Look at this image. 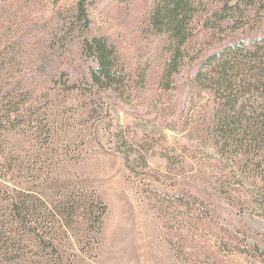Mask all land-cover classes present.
<instances>
[{
  "label": "rangeland",
  "instance_id": "rangeland-1",
  "mask_svg": "<svg viewBox=\"0 0 264 264\" xmlns=\"http://www.w3.org/2000/svg\"><path fill=\"white\" fill-rule=\"evenodd\" d=\"M78 2L0 0V88L5 91L20 80V94L31 107L26 112L23 108L17 128L4 133V153L10 152L6 154L16 166L0 180V264H31L36 257L28 248L52 262L36 245L34 235L21 237L11 200L26 195L49 205L39 238L52 239L64 256L62 264H188L182 254L177 258L169 239L182 247L185 244L184 257L190 253L195 264H264V255L219 253L214 238L187 226L169 235L158 216L150 188L189 192L215 204L219 224L264 252V219L250 214V208L236 215L235 206L214 188L212 173L201 169L205 155L197 151L210 150L202 131L213 105L210 91L190 94L181 131L164 125L178 118L166 112H171L166 106L175 103L176 97L161 103L151 91L161 72L163 38L144 36L153 0L85 2L90 20L85 36L106 37L127 69L143 76L139 90L121 102L108 95L89 102L91 96L83 91L79 77L76 87H70L71 79L87 73L92 64L81 57L75 32H68V19ZM29 74L34 76L28 78ZM121 128L136 142L149 137L148 167L137 166V174L126 168L116 150L113 134ZM204 141L205 147L198 145ZM163 152H173L176 164L161 157ZM91 191L107 208L99 234L91 229V209H96ZM71 192L77 196L72 211L64 207ZM34 204L35 216L34 210L41 211Z\"/></svg>",
  "mask_w": 264,
  "mask_h": 264
},
{
  "label": "trees",
  "instance_id": "trees-1",
  "mask_svg": "<svg viewBox=\"0 0 264 264\" xmlns=\"http://www.w3.org/2000/svg\"><path fill=\"white\" fill-rule=\"evenodd\" d=\"M85 2L79 0L75 12L68 19V32H75L81 57L91 60L92 64L87 66V73L71 79L74 83L70 87H76L75 81L79 77L83 91L91 96L89 102H99L100 95L125 101L139 90L143 76L127 69L116 47L106 37L85 36L90 24ZM151 5L147 24L143 27L144 36H163L161 72L152 84L155 88L151 90L152 95L161 103L171 101V96L176 97V100L173 98L175 103L166 106L172 109L171 112H166L178 120L165 122V127L181 131L190 94L194 90L210 91L213 105L202 128L208 136L210 150L197 151V155H205L201 169L212 173L216 183L214 188L225 202L235 206L236 215H242L250 208V214L264 219V0H153ZM239 32L240 35L237 34ZM33 76L29 74L28 78ZM20 86L19 80L5 91L0 88V180L16 166L6 154L10 152L4 153V133L20 125L18 118L23 108L25 112L31 108L22 92L20 94ZM113 136L116 150L130 172L137 174V166L148 167L147 153L152 148L145 145L149 137L136 142L134 138L128 139L123 128ZM198 145L205 147V141ZM192 148L195 153V146ZM184 152L179 155H185ZM172 153L163 152L161 157L175 165L177 161ZM14 157L16 160L19 158L15 154ZM149 192L157 202L158 216L169 235L187 226L194 232L214 238L219 253L224 250L229 255L237 252L263 257L261 249L252 247L244 238L219 224V209L215 204L186 191L167 193L150 188ZM90 193L96 202V212L91 209V229L99 234L107 208L96 192ZM74 197L77 198L72 192L66 196V210H74ZM34 202L38 203L41 211L34 210L35 216L31 212ZM48 207V204L28 195L11 200L16 222L23 231L21 237L24 233L34 235L36 245L46 251L43 254L52 257L51 262V258L28 248L31 257H36L31 264L63 263L64 256L54 247L52 239L39 238L41 221L50 213ZM226 212L232 214L231 211ZM21 237L15 240L21 242ZM168 241L177 258L182 254L183 262H197L192 261L190 253L184 257L186 253L182 248L185 244L182 247L171 239Z\"/></svg>",
  "mask_w": 264,
  "mask_h": 264
}]
</instances>
